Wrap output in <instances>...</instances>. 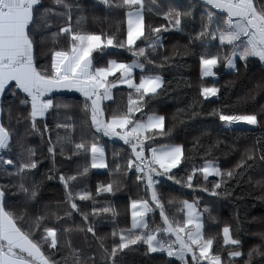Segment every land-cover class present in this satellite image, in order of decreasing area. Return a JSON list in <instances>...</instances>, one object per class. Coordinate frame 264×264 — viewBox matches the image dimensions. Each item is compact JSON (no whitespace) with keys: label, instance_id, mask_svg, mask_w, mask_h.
<instances>
[{"label":"snow or ice","instance_id":"1","mask_svg":"<svg viewBox=\"0 0 264 264\" xmlns=\"http://www.w3.org/2000/svg\"><path fill=\"white\" fill-rule=\"evenodd\" d=\"M53 3L62 7L65 12L60 13L52 7H45L41 0H0V100L8 93L23 94L20 103L25 106L27 113L24 116L18 115L17 122L26 121V130L30 128L34 132H40L43 137L50 129L44 122L41 130L38 127V118L43 120L50 109L67 111L70 108L67 104L54 105L50 94L59 90H75L81 93L85 98L81 111L86 118L90 116V120L85 119L82 123L88 126L89 132L94 129L93 135L100 133L105 137H116L123 141L128 147L124 170L132 173L135 180L143 186L148 198L131 200V227L119 230L114 227L110 233L112 243L106 245L109 234L98 235V223H89V213L82 211L76 202L92 201V191L81 189L75 194L72 191L77 176H86L90 168H108L105 149L95 140L87 143L82 138L80 142H75L70 134L60 135L59 131L56 132L55 142L51 135L48 136L47 152L53 161L57 148L61 156L65 155V145H71L68 159L72 155L81 154L87 157L90 153V164H86L75 174L61 173L57 178L63 185V203L67 205L63 215L71 217L76 213L81 216L86 227L80 231L86 238L91 234L100 257L97 260L89 251L73 245L66 236L70 229L49 226L50 217L57 222L62 219L59 212L51 206L44 205L42 211H27L29 201L33 202L32 206L35 208L38 195V185L26 186L24 182L31 170L38 166L36 150L24 144L22 137L13 140L9 127L0 121V150H9L13 145L19 148L17 161L0 158V165L15 169L14 173L10 172L8 175L19 180V183L10 186L0 185V264H123V256L138 250L141 245L146 246V254H166L169 258H176L181 264H224L221 252L213 249L215 237H205L203 217L209 209L205 207L198 210L196 201L176 200L174 197L165 201L157 187L160 184L159 177H167L168 180L189 189L194 188L193 181L197 173L203 182H208L210 176L218 177L219 179L211 182L210 188L207 183L196 187L211 196L222 195L227 191L222 187L227 181L243 175L257 161L264 164V138H258L253 147L247 148L240 161L230 170L224 171L213 160L205 159L201 166H193L186 172L185 177L177 179L173 169L179 168L186 159L183 145L157 141V137H170L175 124L165 128L164 115L154 111L144 112L148 100L164 90L163 77L158 72L146 70V65H156L153 57L158 54L157 49L162 47L160 33L168 31L169 27L181 30L182 19L191 15V7L185 11L172 9L165 12L164 19L168 26H147L150 35L146 37L145 0H101L110 10H123L125 20L122 23H126V39H122L118 38V34L123 35L119 27L121 22H118L112 34L81 32L73 29L70 15L72 6L65 3V0H53ZM203 3L210 7L205 13V19L201 21L200 30L192 40L198 41L202 49L215 47L218 51L215 54L207 51L199 54L202 79L215 76L213 69L221 59L233 69L236 68L237 58L244 61L245 65L249 58H258L264 62V0H203ZM62 16H66V26H60L53 31L50 21L53 17ZM80 19L77 18V25L80 24ZM61 36L68 39V48L57 47ZM137 41L145 46L138 45ZM107 47L126 48L133 59L131 62L109 60L106 66L94 64L92 53L95 50L103 51ZM224 48L228 51L221 56L219 50ZM42 56H47L49 60L47 67L40 63ZM168 59L165 56L163 62ZM136 69L140 70L138 83L134 77ZM121 84L130 90L126 110L112 111L110 118L106 119L101 102L112 100L113 89ZM261 87L264 84L258 83L255 89ZM219 91L214 85H202L199 96L207 100L217 97ZM3 111L0 104V114ZM188 111L189 119L199 115L194 105H190ZM136 113H140V116L136 117ZM210 115L217 116L227 127L238 124L257 126L261 123L255 113L226 114L217 109ZM172 119L177 120V116ZM55 127L70 133L75 128V122L66 116ZM218 144L219 141L217 145L207 148L206 153H210ZM199 147L198 143L193 146L194 149ZM113 157V165L119 172V154L114 153ZM47 178L52 179V176ZM116 183L114 180L98 184L95 188L96 195L114 194L116 189L113 185ZM10 187L23 194V205L8 203ZM165 203L169 207H176L183 214V219L170 216ZM60 208V203H57L56 209ZM156 212L161 223L150 227L149 213ZM90 214L93 221L102 214H110L112 217L118 215L112 205L97 207L95 203ZM259 235L264 243V233ZM223 246H233V250L226 254L229 264L236 258L245 256L243 264H252L254 256L264 257L260 246L249 249L247 253L239 250L240 241L233 237L232 230L227 225L222 228L221 247Z\"/></svg>","mask_w":264,"mask_h":264},{"label":"trees","instance_id":"2","mask_svg":"<svg viewBox=\"0 0 264 264\" xmlns=\"http://www.w3.org/2000/svg\"><path fill=\"white\" fill-rule=\"evenodd\" d=\"M45 7H52L56 12L64 13L65 10L56 6L53 0H41ZM65 3L71 5L70 15L72 17V25L74 30L94 34H112L116 27L121 28L123 35L118 34V38L126 39V23L122 9L107 8L101 0H65ZM191 7V15L182 19L181 30L169 27L168 31H161L162 47L157 49V55L153 57L156 65H146V70L158 72L162 77L179 76L182 82V114L177 115L175 112V97L177 91L173 87L164 86V90L159 95L153 96L148 100L144 112L154 111L165 116V128L175 124L170 137H157L158 142L180 144L184 147L186 159L181 166L174 169L177 179L185 177L193 166H201L205 159L218 162L219 167L224 170H230L236 166L247 148L253 147L258 138H264V87L256 90L255 86L260 83L264 84V63L258 58H249L247 64L244 61L237 60L235 71L228 70L226 62L221 59L217 66L213 69L214 77L201 78L199 54L207 51L215 54L218 49L209 47L202 49L198 41L192 40L196 32L200 30L201 21L205 19V13L210 6H206L202 0H145V35H150L147 26L159 27L160 25L168 26V22L164 19V13L169 10L176 9L185 11ZM216 11V10H214ZM218 12V11H216ZM80 24H76L77 18ZM53 31L60 26H66V16L53 17L50 21ZM103 39V36H102ZM140 46H145L137 41ZM58 48H68L69 41L66 37L61 36ZM47 51V48L45 49ZM221 56L227 53L228 49L219 50ZM175 53V54H174ZM94 64L105 66L109 60H117L118 62H131L133 57L126 48L107 47L103 51L95 50L92 53ZM169 57L167 62H163V58ZM40 63L47 67L49 60L47 56H42ZM159 66V67H157ZM119 74H117L118 76ZM140 72L136 74V82H139ZM112 77L110 78V80ZM215 86L219 88L217 99H203L199 96V88L201 86ZM130 90L125 86H117L113 89L112 100H104L102 107L105 110V118H110L112 111H124L127 106L128 92ZM135 98V97H134ZM23 95H7L3 100V113L1 121L12 132L13 140L22 137L23 143L31 146L36 150V158L38 166L31 170L27 179L24 181L26 186L32 184L38 185V195L35 201L28 202L27 211H42L44 205H49L61 215L62 219L57 222L50 217L49 226L68 228L71 231L66 234L73 245L83 248L95 255L99 260V254L96 251L95 241L92 240L91 234L87 238L80 229L86 227L80 215L73 213L71 217L63 215V211L67 209L64 204V188L57 176L61 173L65 175L75 174L86 164H90V153L85 157L83 154L77 156L72 155L71 159L67 157L71 155V145H65V155H57L55 160L49 156L47 152L48 136L51 135L55 142L56 132L60 135L70 134L75 142H80L83 138L85 142L91 143L97 141L100 146L105 149L106 161L108 163L107 171L98 172L90 168L86 176H77V180L73 182V193L86 189L93 193L92 201H79V207L82 211L89 213V223H98L97 234H109L106 239V245L112 243L110 233L115 227L117 230L131 227L130 202L133 199H146L148 196L139 182H137L131 172L124 170L125 156L128 147L124 143L113 141L100 133H94V129L89 132L88 126L82 122L85 117L81 109L85 98L82 94L72 93L57 95L54 97V105L57 103L67 104L70 108L65 110L53 109L51 118L38 119V127L42 130V124L46 122L50 132L43 137L40 132H34L30 128L26 130V121L17 122V116H24L27 113L25 106L20 101ZM147 99V97H146ZM194 105L199 115L189 119V106ZM223 110L226 114H258V120L261 121L256 127H227L223 122L218 120L217 116L210 115L214 110ZM11 113V117H9ZM136 117L140 113L135 114ZM71 117L75 122V128L70 133H65L63 129L57 130L55 125L63 122L65 117ZM177 116V120L172 117ZM183 122H180V121ZM212 148L210 153H206V149L210 146L217 145ZM200 147L194 149L195 144ZM118 153V162L121 165L119 172L113 165V154ZM147 154V153H146ZM0 158L13 159L14 162L19 159V148L16 145L9 150H5ZM15 169L11 166L5 168L0 165V185H11L19 183L15 176H9L8 173H14ZM52 176V179L47 177ZM219 179L218 177H209L208 182H203L200 174L194 178V188L189 189L182 184L178 185L174 181L168 180L167 177H159L160 184L157 186L165 201L174 197L176 200L196 201L198 210L205 207L209 209L205 213L204 233L205 237L214 236V251H220L224 264H229L227 252L233 250V246L222 245V228L227 225L232 230L234 238L239 239L241 250L247 253L249 249L260 246V250L264 251V243H262L260 233H264V164L257 161L253 168L248 169L243 175L227 181L222 187L227 191L219 196H211L209 193L203 192L196 185L207 183L211 187V182ZM117 183L113 185L115 192L101 193L96 195L95 188L98 184L109 183L112 181ZM260 181L261 183H257ZM219 191V190H218ZM8 203L12 205H23V194L11 188L8 194ZM57 203L61 208L56 209ZM95 203L97 207L112 205L118 215L112 217L110 214H102L95 218L91 216V207ZM166 210L170 216L177 219H183V214L177 211L176 207H169L165 203ZM19 210V209H18ZM149 226L154 227L161 223L158 212L149 213ZM154 221V223H153ZM62 241L64 237H61ZM87 239V242H86ZM118 239V237H117ZM146 246L141 245L138 250L126 253L123 256V264H181L177 259H171L162 253H147ZM59 259V254L57 255ZM245 257L236 258L232 264H243ZM252 264H264V257L254 256Z\"/></svg>","mask_w":264,"mask_h":264},{"label":"crops","instance_id":"3","mask_svg":"<svg viewBox=\"0 0 264 264\" xmlns=\"http://www.w3.org/2000/svg\"><path fill=\"white\" fill-rule=\"evenodd\" d=\"M216 11L219 12V10H216ZM117 74H119V73H117ZM163 79L165 81L164 86L173 87L177 91V95L175 97V112H176L177 115H181L182 113L180 112V110H182V95H181V91H182V82L181 81L182 80H181V78L179 76H167V77H163ZM123 86H125V85H123ZM72 93L81 94V93L76 92L75 90H59V91H56V92H54V93H52L50 95L53 97V101H54V97L57 96V95L72 94ZM7 95H11V93L6 94L5 97ZM21 95H23V94H21ZM5 97L2 98V100H0V104H2V106H3V100L5 99ZM217 98H218V96L217 97H211L209 99L212 100V99H217ZM101 103H103V101ZM52 114H53V109H50L49 113L46 114V117L43 118V119L51 118ZM1 119H2V114H0V121H1ZM234 126H237V127H256V126H250V125H246V124H238V125H234ZM107 138H109V139H111L113 141H117V142L123 143V141L119 140L116 137H107ZM4 151L5 150H0V157L2 156Z\"/></svg>","mask_w":264,"mask_h":264},{"label":"rangeland","instance_id":"4","mask_svg":"<svg viewBox=\"0 0 264 264\" xmlns=\"http://www.w3.org/2000/svg\"><path fill=\"white\" fill-rule=\"evenodd\" d=\"M237 60H238V58L236 59V62H237ZM264 63V62H263ZM227 68H228V70H231V71H235V69H233V68H231V67H229L228 65H227ZM138 72H140V70L139 69H136L135 71H134V77H135V79H136V74L138 73ZM118 86H123V85H118ZM125 87H127L126 85H125ZM215 164H217L218 166H219V164H218V162H215ZM96 171H98V172H105V171H107V168L106 169H95ZM210 177H213V176H210ZM171 259H176V258H171Z\"/></svg>","mask_w":264,"mask_h":264}]
</instances>
